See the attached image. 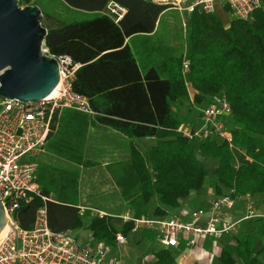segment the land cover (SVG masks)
I'll return each mask as SVG.
<instances>
[{
    "label": "trees",
    "instance_id": "1",
    "mask_svg": "<svg viewBox=\"0 0 264 264\" xmlns=\"http://www.w3.org/2000/svg\"><path fill=\"white\" fill-rule=\"evenodd\" d=\"M36 1L43 16L59 22L56 27L45 26L47 54L70 56L82 64L74 89L90 99L97 113L62 110L55 117L58 126L49 136L47 152L77 166L92 167L97 165L88 158L93 129L106 127L122 134L130 159L116 184L136 217L147 215L154 199L158 201L155 216L172 215L192 191L205 186L209 170L195 155L193 143L206 157L219 160L213 175L220 196L230 190H235L236 199L264 192L263 8L251 20L234 17L226 24L218 12L207 13L196 6L185 13L184 24L171 14H183L179 9L155 0H61L69 15L54 14L43 8V0ZM110 2L127 9L118 22L105 12ZM81 14L89 17L81 19ZM185 72L196 91V104L206 105L222 92L230 102L233 145L249 158L239 167L229 143L191 141L181 132L183 120L174 114L172 103L192 100ZM148 138L156 141L144 151L138 141ZM39 182L49 199L36 196L23 204L16 215L21 225L31 228L37 210L46 206L51 228L81 229L85 215L80 214L78 202L80 172L50 174L40 165ZM133 227V222L117 227L114 217L95 215L88 226L96 240L111 245L118 232L127 235ZM237 252L247 264H263L252 257L246 238L238 240ZM231 256L225 250L221 259L234 264ZM172 261L171 252L165 250L156 264Z\"/></svg>",
    "mask_w": 264,
    "mask_h": 264
},
{
    "label": "built area",
    "instance_id": "2",
    "mask_svg": "<svg viewBox=\"0 0 264 264\" xmlns=\"http://www.w3.org/2000/svg\"><path fill=\"white\" fill-rule=\"evenodd\" d=\"M196 6L207 13L228 8L238 19L248 21L256 10L264 9V0H200L187 8L175 7L191 12ZM120 21L127 9L117 2H110L105 10ZM60 68V83L55 95L38 102L23 103L18 100H0V201L3 203L8 222L0 239V264H120L111 258L113 245L96 240L91 232L83 244H78L82 228L74 235L72 230L61 231L51 228L46 206L37 210L34 224L25 228L16 217L23 204L39 196L47 201L39 182L40 163L38 156L46 150L51 133L58 123L55 117L64 109H75L96 115L90 99L74 89L77 71L82 66L70 56L56 57ZM188 63L185 64L186 72ZM185 72L186 83L188 84ZM190 92V89H189ZM191 95V92H190ZM191 103H194L191 98ZM233 110L222 92L213 95L200 109L196 123L181 126V132L191 141L213 140L233 145ZM242 161H236V167ZM235 190L212 199L207 205L191 210L187 217H136L131 211L114 215L96 208L80 207V214L91 211L99 217H118L122 224L133 222V230L147 229L158 232L164 247H176L185 239L196 246L208 236H221L235 229L237 223L229 219L236 205ZM244 219L257 216L255 203L246 196ZM128 243L122 232L116 235V244Z\"/></svg>",
    "mask_w": 264,
    "mask_h": 264
},
{
    "label": "crops",
    "instance_id": "3",
    "mask_svg": "<svg viewBox=\"0 0 264 264\" xmlns=\"http://www.w3.org/2000/svg\"><path fill=\"white\" fill-rule=\"evenodd\" d=\"M190 92L191 98H193L196 91L193 89V92L192 90H190ZM180 104H182V102H180ZM188 124L189 123L183 121L182 127L185 128ZM92 135L93 140L89 144L90 151L88 152V158L97 163L95 166H77L46 150L38 156V161L40 165L49 170L50 174L62 170H78L80 172L81 188H83L82 181L86 176V172L91 174H94L96 171L102 172V177L106 181L105 185L102 186L100 191L96 189L94 193L91 189H85L86 193L82 198V203L79 202V208H96L117 215L125 211H130L128 210L129 205L127 202L121 198V188L116 184V179L123 173L124 165L128 163L130 159L128 141L116 130L106 127H97L93 129ZM155 141L156 138H148L138 141V144L141 149L145 151L147 150L146 147H150ZM233 149L236 155V161H247L249 159L244 158L241 151L235 147ZM41 158L42 161L40 160ZM213 160H216L217 163ZM206 162L208 166H210L209 170H212L214 173L219 165V160L217 158L207 157ZM91 194H95V196L102 198V207L85 205ZM219 196L220 195L215 189V182H213L208 188L204 186L199 191H192L183 201L182 206L169 216L187 217L191 210L200 206H205L212 199ZM249 197L255 203L257 216L244 219L246 215V197L237 198L236 205L231 210L229 216L230 221L237 223V225L235 229L228 233L218 237L208 236L201 240L196 246L188 245L187 241L183 239L176 247H164L161 245L158 232L155 230L139 229V233H137V230H133L127 234V244L117 245L115 243L113 245L111 258L119 259L120 264H156L159 261V253L169 250L173 257V261L169 264H225L221 257L225 250H229L230 254H232L231 257L234 259V264H247L237 252L238 240L246 238L251 242L253 249L252 257H256L258 261L264 264V192L249 195ZM153 201L156 202L157 199ZM152 202L150 206H152ZM157 204L158 201L155 208ZM155 208L152 212H148V214L152 213L151 216H153ZM114 222L117 227L124 225L121 220H114ZM87 226H89V224Z\"/></svg>",
    "mask_w": 264,
    "mask_h": 264
},
{
    "label": "water",
    "instance_id": "4",
    "mask_svg": "<svg viewBox=\"0 0 264 264\" xmlns=\"http://www.w3.org/2000/svg\"><path fill=\"white\" fill-rule=\"evenodd\" d=\"M38 5L0 0V98L23 103L50 96L60 83L56 57L47 54L48 29ZM8 222L0 201V235Z\"/></svg>",
    "mask_w": 264,
    "mask_h": 264
},
{
    "label": "rangeland",
    "instance_id": "5",
    "mask_svg": "<svg viewBox=\"0 0 264 264\" xmlns=\"http://www.w3.org/2000/svg\"><path fill=\"white\" fill-rule=\"evenodd\" d=\"M157 2L160 3H164V4H172L173 7H182V8H187L191 5H195L198 4L200 0H155ZM37 1L34 0L31 4L29 5H36ZM21 7H26L29 6L25 3L20 4ZM43 8H47L49 9L52 13H60V14H65V15H69L71 14L70 10L68 9V7H66V5L63 3V1L61 0H43V4H42ZM42 8V7H41ZM180 10V9H179ZM183 14H179V12H171L172 15L176 16V21L177 22H181L183 21V23L185 24L186 22V15L185 13H188L189 11L186 9L185 11L180 10ZM220 17L222 18V20L228 24L229 21L234 18V16L226 10V8L221 9L219 12ZM84 14H81V19L82 18H87L89 17L88 15L83 16ZM55 16H58L57 14ZM43 21L42 23L44 24V26H48V27H56L59 22L57 21V19H52V18H48L46 16H42ZM182 19V20H181ZM188 87L190 90H192L193 92V87L191 85V82L188 79ZM1 99V98H0ZM201 107H203V105L201 104H194L191 102H182V104H180V102L178 103H172V109L175 115L179 116L183 121H185L186 123H196L198 116L200 114V109ZM150 144V143H148ZM198 144L197 143H193V149L195 152V155L197 156V158L199 160H201L205 166H207V169H210V166H208L207 162H206V156H204L201 151H199V149L197 148ZM146 149H148V147H146ZM38 159V158H37ZM42 161V158L40 159ZM215 163H217L216 160H213ZM214 173L212 172V170H209V176L207 178L205 187H209L210 185L213 184V182H215V177L213 175ZM83 188H81L79 186V198H78V202L82 203V198L85 195V189H91L93 190V193L97 190H101L102 186L105 185L106 181L103 179L102 177V172L101 171H96L94 172V174L88 173L86 172V176L83 179ZM54 196V194H52ZM122 196V195H121ZM105 198V197H103ZM123 198V197H121ZM122 201V200H121ZM157 201H153L152 202V206H150L149 208V212H152V210L155 208ZM87 206H93V207H102V198L95 196V194H91V196L89 197L88 202L85 204ZM158 205V204H157ZM90 208V207H88ZM93 213L91 211H88L87 214L84 217V222L85 225L82 227V235L80 237L79 240H77L78 244H83L85 242V240H87L91 234V231L88 228V224L90 222V219L92 217ZM152 213L148 214V216H151ZM115 221L120 219L118 217H116L114 219ZM79 229H75L72 230V233L74 235H76L78 233ZM137 233H139V230H137Z\"/></svg>",
    "mask_w": 264,
    "mask_h": 264
},
{
    "label": "bare ground",
    "instance_id": "6",
    "mask_svg": "<svg viewBox=\"0 0 264 264\" xmlns=\"http://www.w3.org/2000/svg\"><path fill=\"white\" fill-rule=\"evenodd\" d=\"M57 91H58V88L55 89V91L52 93V95H55V94L57 93ZM3 233H4V231H3ZM3 233L0 235V239H1L2 236H3Z\"/></svg>",
    "mask_w": 264,
    "mask_h": 264
}]
</instances>
